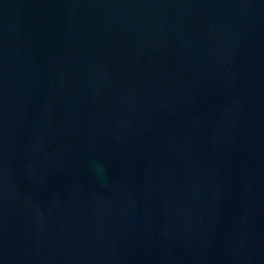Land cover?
Here are the masks:
<instances>
[{"label": "water", "instance_id": "water-1", "mask_svg": "<svg viewBox=\"0 0 264 264\" xmlns=\"http://www.w3.org/2000/svg\"><path fill=\"white\" fill-rule=\"evenodd\" d=\"M0 264H264V0H0Z\"/></svg>", "mask_w": 264, "mask_h": 264}]
</instances>
